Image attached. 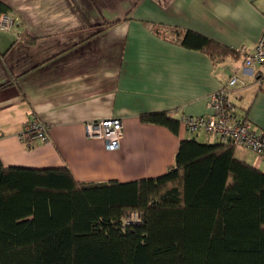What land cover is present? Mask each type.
Returning <instances> with one entry per match:
<instances>
[{"label": "crops", "instance_id": "1", "mask_svg": "<svg viewBox=\"0 0 264 264\" xmlns=\"http://www.w3.org/2000/svg\"><path fill=\"white\" fill-rule=\"evenodd\" d=\"M0 3L17 17L12 31H0V160L21 168L24 182L63 167L82 183L154 178L175 164L184 139L228 143L181 123L175 133L141 115L166 111L179 122L209 115L210 97L234 75L247 85L233 88L232 99L264 132V76L244 65L264 28V0ZM189 30L231 52L215 59L183 46L176 32ZM32 115L48 126L49 140L27 146L21 135ZM110 118L123 122L116 150L87 135L88 123ZM234 154L264 171L252 151Z\"/></svg>", "mask_w": 264, "mask_h": 264}, {"label": "trees", "instance_id": "2", "mask_svg": "<svg viewBox=\"0 0 264 264\" xmlns=\"http://www.w3.org/2000/svg\"><path fill=\"white\" fill-rule=\"evenodd\" d=\"M176 33L212 58L231 52ZM141 120L180 125L166 111ZM20 170L0 160V264H264V171L231 143L184 139L165 174L130 182H77L63 167L32 183Z\"/></svg>", "mask_w": 264, "mask_h": 264}, {"label": "built area", "instance_id": "3", "mask_svg": "<svg viewBox=\"0 0 264 264\" xmlns=\"http://www.w3.org/2000/svg\"><path fill=\"white\" fill-rule=\"evenodd\" d=\"M16 24L15 14L0 13V31L10 32ZM159 33L164 35V31ZM244 65L257 68L264 76V28L256 48L250 53H245ZM246 85V81L239 75L232 76L227 85L210 97L209 115L184 116L180 123L192 134L205 133L231 143L234 148L252 151L259 159L264 160V132H259L255 128L232 99L233 88ZM86 129L89 137L103 140L107 149H119L123 132L121 119L110 118L90 122ZM27 137L31 142L45 143L49 140V128L39 117L32 115L26 123L21 139Z\"/></svg>", "mask_w": 264, "mask_h": 264}, {"label": "rangeland", "instance_id": "4", "mask_svg": "<svg viewBox=\"0 0 264 264\" xmlns=\"http://www.w3.org/2000/svg\"><path fill=\"white\" fill-rule=\"evenodd\" d=\"M201 138H202V140H203L205 137L201 135ZM22 140H23V142L25 143V145H27V146H30V145L33 144V142H34V141L31 142V141H30V138H28V137H27V138H24V139H22Z\"/></svg>", "mask_w": 264, "mask_h": 264}]
</instances>
